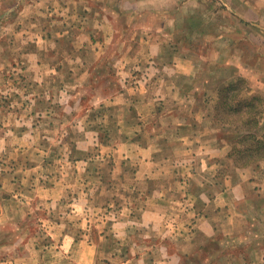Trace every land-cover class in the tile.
Listing matches in <instances>:
<instances>
[{
  "label": "crops",
  "instance_id": "crops-1",
  "mask_svg": "<svg viewBox=\"0 0 264 264\" xmlns=\"http://www.w3.org/2000/svg\"><path fill=\"white\" fill-rule=\"evenodd\" d=\"M220 2L0 0V264H264V178L220 176L214 117L264 92V0Z\"/></svg>",
  "mask_w": 264,
  "mask_h": 264
},
{
  "label": "trees",
  "instance_id": "trees-1",
  "mask_svg": "<svg viewBox=\"0 0 264 264\" xmlns=\"http://www.w3.org/2000/svg\"><path fill=\"white\" fill-rule=\"evenodd\" d=\"M248 87L243 77H237L220 88L214 107L215 124L222 129L229 127L219 135L234 145L229 158L237 163L245 161L242 167L255 163L260 167L264 163V132L259 130L264 114V97L258 94L244 96L243 92L250 95Z\"/></svg>",
  "mask_w": 264,
  "mask_h": 264
},
{
  "label": "rangeland",
  "instance_id": "rangeland-1",
  "mask_svg": "<svg viewBox=\"0 0 264 264\" xmlns=\"http://www.w3.org/2000/svg\"><path fill=\"white\" fill-rule=\"evenodd\" d=\"M144 2L145 1H149V2H161V1H163V0H143ZM181 1H184V0H165V3H168V4H170V5H174V6H177V4L179 3V2H181ZM199 2H203V1H213V2H215L216 4V6L218 7V8H222V9H224V6L222 5V3L220 2V0H198ZM153 3V4H154ZM221 11H223V10H221ZM228 12V13H226V12ZM225 11H223L222 12V15H224L225 14V16H228V18H229V20H233V21H235L236 19H234V18H232L231 17V15L229 14V11L228 10H225ZM150 18H152V20L153 21H155L156 20V16H152V17H149V19ZM232 18V19H231ZM236 23H235V25H234V27H238L240 30H242L243 32H248V33H251V32H253V33H255V32H258V30L256 29V28H254V27H257V25H255V26H252L251 24H247V22H243V21H241V22H238L237 20L235 21ZM232 26H229V28H231ZM259 27V34H260V38H261V42H262V44L264 45V25H260V26H258ZM135 28L136 29H138L139 30V27H138V25L137 26H135ZM240 32V31H239ZM238 38H239V36H238ZM241 44L243 45V46H245V44H244V42H241ZM215 46V43L213 42L210 46L208 45V44H203V45H201V47H200V51L201 52H205V53H211V51L213 50V47ZM246 47V46H245ZM250 48V47H249ZM264 49L262 50V54H263V56H262V61H260L262 64H261V66H260V68H259V73H257V75H255V78L256 77H260V79H259V82H260V85L262 86H264V82L262 83L261 81H263L262 79L264 78ZM257 67V66H256ZM245 80H246V82H247V84H249V81H248V79L247 78H245V77H243ZM203 82V81H202ZM242 87L244 86V84H242L241 85ZM248 86V85H247ZM249 88V87H248ZM203 92H204V90H201V97H203ZM243 95L244 96H251V95H253V94H250V95H248V94H246V93H244L243 92ZM259 96H261V97H264V92H262V93H260V94H258ZM214 96V95H213ZM243 96V97H244ZM204 97L207 99L208 97H207V95H204ZM218 97V96H217ZM263 101H264V99H263ZM200 107V106H199ZM202 108H203V110L200 112V113H202V112H206L207 110H211L208 106H201ZM205 109H206V111H205ZM263 110H264V102H263ZM199 112L197 113V114H200ZM223 114V113H222ZM215 116H216V114H215ZM223 116H224V114H223ZM200 125H202L201 124V122H200ZM217 125V124H216ZM200 128H202L204 131H207V130H209V132L210 131H212V124L211 123H206V122H204V124L202 125V126H200ZM227 128H229V127H226V128H224V129H222V127L221 126H219V125H217V129H215V130H217L219 133L220 132H222V130H226ZM260 131H261V133L262 132H264V114H263V116H262V120H261V127H260V129H259ZM199 136H197V138H198ZM199 139V138H198ZM198 142H199V140H198ZM222 143H225V141L224 140H222L221 141ZM199 144V143H198ZM227 146L226 147H228L227 149H228V151H227V154H226V157L222 160L223 162H226V166L225 167H222V169H221V171L219 172L220 173V176L221 177H225V176H227V175H235L234 174V172L236 171V168L237 169H247V170H249L250 171V173L251 174H253L254 176H257V177H259L260 179H262V178H264V163H262L261 165H260V167H257L256 166V163L255 164H253V165H251V166H249V167H242V164H244L245 163V161H240L239 163H237V162H235V160L233 159V158H229L228 157V155L232 152V148H233V143H225ZM199 145H202V142L199 144ZM1 169H2V167H1ZM100 171L101 172H103L104 174H108V172L110 171V170H106V168H101L100 169ZM238 171V170H237ZM236 171V172H237Z\"/></svg>",
  "mask_w": 264,
  "mask_h": 264
},
{
  "label": "built area",
  "instance_id": "built-area-1",
  "mask_svg": "<svg viewBox=\"0 0 264 264\" xmlns=\"http://www.w3.org/2000/svg\"><path fill=\"white\" fill-rule=\"evenodd\" d=\"M2 171H1V167H0V175H1Z\"/></svg>",
  "mask_w": 264,
  "mask_h": 264
}]
</instances>
